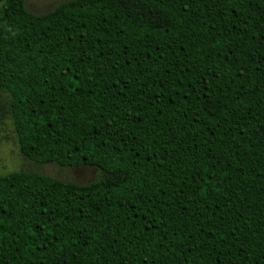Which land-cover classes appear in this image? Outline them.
<instances>
[{"label": "trees", "instance_id": "1", "mask_svg": "<svg viewBox=\"0 0 264 264\" xmlns=\"http://www.w3.org/2000/svg\"><path fill=\"white\" fill-rule=\"evenodd\" d=\"M29 1L0 0L36 167L0 174V264H264V0Z\"/></svg>", "mask_w": 264, "mask_h": 264}, {"label": "rangeland", "instance_id": "2", "mask_svg": "<svg viewBox=\"0 0 264 264\" xmlns=\"http://www.w3.org/2000/svg\"><path fill=\"white\" fill-rule=\"evenodd\" d=\"M63 1L65 0H30L27 6L32 13H44ZM31 169H36V167L20 157L10 123L8 121L0 123V174ZM37 170L46 176L78 184L92 182L98 174L91 167L61 169L56 165H43L38 167Z\"/></svg>", "mask_w": 264, "mask_h": 264}]
</instances>
